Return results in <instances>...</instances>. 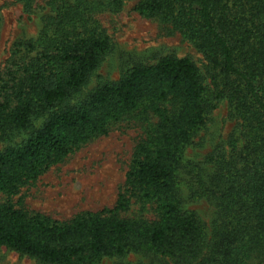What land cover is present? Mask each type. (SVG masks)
<instances>
[{
	"label": "trees",
	"instance_id": "obj_1",
	"mask_svg": "<svg viewBox=\"0 0 264 264\" xmlns=\"http://www.w3.org/2000/svg\"><path fill=\"white\" fill-rule=\"evenodd\" d=\"M18 1L31 11L33 0ZM125 2L49 0L38 34L12 45L0 69V141L29 135L0 149V246L43 264H99L139 252L176 264H264V0H138L135 11L170 25L203 55L209 84L192 59L167 55L75 100L113 45L96 14ZM220 100L240 129L229 157L221 148L210 155L214 174L198 176L196 196L218 209L209 236L183 206L179 174ZM123 121L139 123L143 134L113 207L59 220L13 201ZM134 201L150 204L157 218L123 217Z\"/></svg>",
	"mask_w": 264,
	"mask_h": 264
},
{
	"label": "rangeland",
	"instance_id": "obj_2",
	"mask_svg": "<svg viewBox=\"0 0 264 264\" xmlns=\"http://www.w3.org/2000/svg\"><path fill=\"white\" fill-rule=\"evenodd\" d=\"M49 0H33L31 11L18 0H0V69L11 55L12 45L21 37L36 36L41 18L49 12ZM138 0H126L121 10L100 11L96 14L112 38V49L99 69L89 78L75 100L85 97L101 84L113 82L135 64H153L167 55L192 59L206 77V60L195 46L170 25L148 19L134 10ZM41 119L36 120L35 128ZM240 129L238 121L229 110L227 100L214 102L208 122L186 149L184 166L179 174L180 196L183 206L201 217L209 236L217 218L216 203L196 196L202 182L214 174L215 166L210 155L221 148L230 156L229 139ZM143 134L139 123L116 124L109 135L93 139L66 160L50 168L39 180L13 198L15 203L29 210L44 213L59 220L69 219L82 211H99L115 205L123 189L134 147ZM29 132H19L12 141H0V149L28 137ZM200 173V174H199ZM150 204L134 201L127 218L153 220L157 213ZM176 264L166 255L152 252L131 253L125 257H105L99 264ZM0 264H43L0 246Z\"/></svg>",
	"mask_w": 264,
	"mask_h": 264
}]
</instances>
